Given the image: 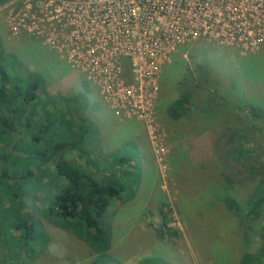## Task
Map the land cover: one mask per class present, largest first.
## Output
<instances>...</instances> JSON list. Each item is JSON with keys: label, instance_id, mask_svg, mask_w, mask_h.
<instances>
[{"label": "rangeland", "instance_id": "rangeland-1", "mask_svg": "<svg viewBox=\"0 0 264 264\" xmlns=\"http://www.w3.org/2000/svg\"><path fill=\"white\" fill-rule=\"evenodd\" d=\"M9 1L13 0L0 7V37L2 54L14 57L11 72L40 75L45 93L38 95L51 110L78 106L76 95L82 94L81 114L96 130V141L88 145L92 157L126 146L135 153L133 164L142 169L135 196L125 203L116 200L108 210L112 256L120 264H135L152 255L170 264H239L245 252L258 250L259 227L251 230L250 242L244 245L248 236L242 220L225 201L230 198L245 206L264 178V121L250 111L264 114V43L245 52L199 42L173 55L159 74L156 125L150 134L135 120L119 122L98 89L41 41L26 36L13 40L3 22ZM204 64L214 69L212 87L204 85L194 92L195 111L171 119L167 107L179 96V83L188 73L196 77V68ZM207 98L215 104L201 110ZM234 157L241 161L237 166L231 163ZM64 158L84 167L73 151ZM99 162L101 168L107 166L102 158ZM115 170L124 167L116 165ZM50 194L40 193L35 205L47 206ZM23 213L39 220L49 235L31 264H86L91 258L85 243L52 226L37 210L28 207Z\"/></svg>", "mask_w": 264, "mask_h": 264}, {"label": "trees", "instance_id": "trees-1", "mask_svg": "<svg viewBox=\"0 0 264 264\" xmlns=\"http://www.w3.org/2000/svg\"><path fill=\"white\" fill-rule=\"evenodd\" d=\"M5 1L0 0V4ZM2 51L0 37V264H31L47 245L49 235L43 224L23 213L28 207L40 212L52 226L85 243L92 253L86 264H120L110 252L113 230L107 216L113 202H127L139 188L142 169L138 163L133 164L137 162L135 153L125 146L93 158L88 145L96 141V130L94 123L81 114L82 94L76 95V107L49 109L38 95L39 91L45 93L42 77L32 72L12 73L14 57ZM196 70V77L184 75L178 86L179 96L167 107L173 120L195 111L194 92L213 85L212 67L204 64ZM212 104L215 100L207 98L200 109ZM250 111L252 117L264 121L263 113L253 108ZM70 151L84 167L64 158ZM100 158L106 167L101 168ZM239 162L235 157L231 160L233 166ZM116 165L124 170L116 171ZM40 193H51L47 206L35 205ZM225 202L242 220L248 236L244 245L250 242L251 230L259 227L258 250L245 252L239 264H264V178L245 206L230 198ZM248 221L256 222L255 227ZM135 264L170 263L152 255Z\"/></svg>", "mask_w": 264, "mask_h": 264}, {"label": "built area", "instance_id": "built-area-1", "mask_svg": "<svg viewBox=\"0 0 264 264\" xmlns=\"http://www.w3.org/2000/svg\"><path fill=\"white\" fill-rule=\"evenodd\" d=\"M13 40H39L98 89L119 122L154 132L161 68L199 42L249 52L264 43V0H13ZM1 7V4H0Z\"/></svg>", "mask_w": 264, "mask_h": 264}]
</instances>
